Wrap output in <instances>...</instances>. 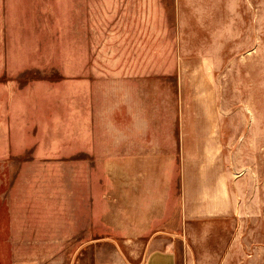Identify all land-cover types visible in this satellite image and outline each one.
I'll use <instances>...</instances> for the list:
<instances>
[{"label":"rangeland","instance_id":"rangeland-1","mask_svg":"<svg viewBox=\"0 0 264 264\" xmlns=\"http://www.w3.org/2000/svg\"><path fill=\"white\" fill-rule=\"evenodd\" d=\"M179 60L213 106L232 216L182 220ZM128 62L134 76L141 62L144 75L132 84L134 127L152 126L154 158L171 153V162L129 169L149 168L141 184L137 175L120 182L114 169L101 168L103 147L91 138L89 154L81 145L61 148L48 165H33L30 154L0 158V264H142L153 237L178 264H264V0H0V105L68 86L54 95L69 92L80 135L77 86L96 83L94 128L108 131L110 160V130L128 123L113 121L110 71ZM200 101L195 107L206 106Z\"/></svg>","mask_w":264,"mask_h":264},{"label":"crops","instance_id":"crops-1","mask_svg":"<svg viewBox=\"0 0 264 264\" xmlns=\"http://www.w3.org/2000/svg\"><path fill=\"white\" fill-rule=\"evenodd\" d=\"M109 65L114 74V80L109 83L108 88L117 91V98L110 102L112 105L113 121H119L121 117L128 120L126 126H114L111 132L113 137L114 159L107 157L105 138L106 130H95L94 99L95 91L98 88L96 83L92 85L89 81L83 80L78 84L80 101V115L83 116L84 128L79 134L73 133L72 117L73 108L69 92L67 94L54 95V88L51 86L43 88V95L36 102H5L0 105V158L3 160L11 157H22L30 154L33 165L43 161L50 164L55 152L59 149H68L73 153L74 146L81 145L89 152L91 144L102 145L103 160L100 167L107 170L114 169L118 181L122 182L126 177H141V184L149 181V168L137 174L129 169L136 167H149L154 164L161 165L171 162V153H161L158 159L153 150L152 126L134 127L135 110L132 105L135 101L133 80L144 79L142 65L139 63L141 75L132 74L133 63ZM193 69L186 67V60L177 61L176 88L178 112L176 125L175 145L177 158L180 165L179 190H180V211L183 222L208 220L232 216L236 214L233 196L230 191V179L225 169L222 168L221 154L218 145L221 140V133L214 115L213 106L207 101L205 88L198 90L193 87ZM196 74L201 73L195 71ZM146 75L145 78H147ZM136 78V79H135ZM204 82V81H202ZM68 87V86H67ZM64 87H57V91L66 92ZM66 90V91H65ZM93 91V92H92ZM51 95H50V94ZM150 95L147 94V99ZM205 101L206 106L195 107L194 99ZM200 101V102H201ZM84 115H86L84 120ZM68 120H67V119ZM86 122V125H85ZM102 137V139H101ZM104 137V138H103ZM80 142H75V139ZM215 149L214 157L209 159V146ZM166 160L164 159L165 156ZM31 160V161H32ZM151 160V163L149 162ZM127 175V176H125ZM170 176V174H169ZM121 178V180H119ZM137 179V177H136ZM164 196H167L164 194ZM150 207V206H149ZM160 240L153 237L149 240L148 249L142 264H178L176 253L172 249L159 250L155 246ZM102 264H120L116 262H103Z\"/></svg>","mask_w":264,"mask_h":264}]
</instances>
